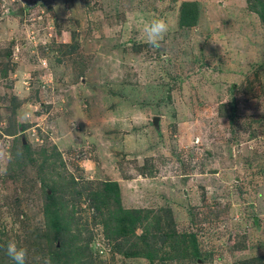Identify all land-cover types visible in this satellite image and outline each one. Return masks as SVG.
<instances>
[{"label": "rangeland", "instance_id": "obj_1", "mask_svg": "<svg viewBox=\"0 0 264 264\" xmlns=\"http://www.w3.org/2000/svg\"><path fill=\"white\" fill-rule=\"evenodd\" d=\"M0 264H264V0H0Z\"/></svg>", "mask_w": 264, "mask_h": 264}, {"label": "trees", "instance_id": "obj_2", "mask_svg": "<svg viewBox=\"0 0 264 264\" xmlns=\"http://www.w3.org/2000/svg\"><path fill=\"white\" fill-rule=\"evenodd\" d=\"M260 9V5H258ZM252 11L256 12V9H252ZM197 7L196 4L193 2H182L179 6V25L181 27L189 28L192 27L195 23L196 17H197ZM113 187L114 190H112L111 194L106 193V196L110 195V198L115 199L117 197V190H116V185H110ZM108 187L109 185H106V192H108ZM48 198V196H46ZM117 222V230H116V235H126L127 230L129 229V226L132 227L134 224V221L129 220L125 216L121 215ZM127 223V224H126ZM134 254H136L134 252ZM59 257H55V260H57ZM60 262V260L58 261Z\"/></svg>", "mask_w": 264, "mask_h": 264}, {"label": "water", "instance_id": "obj_3", "mask_svg": "<svg viewBox=\"0 0 264 264\" xmlns=\"http://www.w3.org/2000/svg\"><path fill=\"white\" fill-rule=\"evenodd\" d=\"M156 123H157V118L155 117V118H153V120H152V124H153V125H156Z\"/></svg>", "mask_w": 264, "mask_h": 264}]
</instances>
